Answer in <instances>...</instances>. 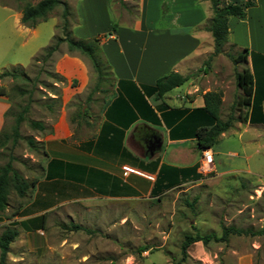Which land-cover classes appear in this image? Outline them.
I'll use <instances>...</instances> for the list:
<instances>
[{"label":"rangeland","instance_id":"obj_1","mask_svg":"<svg viewBox=\"0 0 264 264\" xmlns=\"http://www.w3.org/2000/svg\"><path fill=\"white\" fill-rule=\"evenodd\" d=\"M37 1L0 0V73L13 70L17 74L15 78L0 77V89L4 92L1 96L7 97L5 100L0 97V103L8 104L3 126L9 136L6 144L0 146V165L11 158L12 166L28 182L36 180L23 197L10 190L8 205L0 213V234L6 227L17 231L9 243L5 264H199V258L212 260V264H264L263 234H229L226 241L210 239L207 243L198 240L186 248L184 257L180 248L184 236L195 232L219 237L222 228L227 226L254 232L264 230V130L261 126H252L245 134L252 140L244 150L235 136L213 146L217 170L202 174L199 178L204 183L184 182L158 198H105L75 187L64 194L59 184L40 182L45 172V156L43 142L38 140L49 133L61 112L67 115L77 133L81 123L75 115L77 108L83 102L93 101V89L99 82L89 60L78 52H69L65 43H60L56 51L45 57V47L62 35V6H56L35 27L22 25L20 8L27 2ZM62 1L67 3L69 30L75 38L78 34L92 35L87 40L98 37V33L103 35L100 31L110 15H114L108 6L104 9L91 5L85 14L89 22H99V26L81 32L73 29L77 0ZM114 5L120 21L137 17L135 0L124 3L114 0ZM226 51L234 55L241 53L225 47L214 67L207 66L205 72H221L225 81L235 84V71L247 66L241 61L232 63ZM64 54L77 56L84 62L88 83L63 106V88L77 85L76 79L68 82L54 71L55 61ZM98 54L101 55L100 51ZM68 73L82 77L72 67ZM231 97L230 91L225 93L221 118L229 112ZM24 106L27 109L23 112ZM20 112L23 115L18 128L20 137L13 141L11 127ZM30 120L42 122L44 129L33 128ZM27 138L36 144L30 145ZM222 147H230L235 152H221ZM219 171L227 172L217 174ZM72 225L80 228L72 229Z\"/></svg>","mask_w":264,"mask_h":264},{"label":"crops","instance_id":"obj_2","mask_svg":"<svg viewBox=\"0 0 264 264\" xmlns=\"http://www.w3.org/2000/svg\"><path fill=\"white\" fill-rule=\"evenodd\" d=\"M121 1L124 3L126 0ZM223 1L251 2L245 9L244 17H229L227 41L222 47V52L225 47L247 52L243 64L253 76V85L252 96L246 106L235 105L242 95L235 80V84L231 80L225 81L224 74L215 70L216 74L205 72L204 61L213 50L212 36L204 28L212 14L209 0H135L137 17L130 21L118 19L114 0H77L74 6L75 30L83 32L88 27L99 26V22L92 23L87 19V8L93 4L104 9L108 6V10L114 13L100 31L103 35L98 33L96 37L99 57L107 67V74L94 87L93 101L78 106L75 115L81 123L77 133L71 128L67 115L61 112L49 133L38 140L43 142L45 156V172L40 182L59 184L64 194L75 187L98 197L114 199L137 196L158 198L184 182H194L193 185L204 183L205 180L199 178L202 175L198 169L200 151L194 137L171 138L169 125L163 120L154 124L143 118L132 119L136 110L134 106L145 110L134 87L143 92L144 87L153 85L157 78L169 72L187 75V79L167 91L162 99L145 95L156 114L159 116L166 105L188 109L201 107L202 95L208 91L222 93V105L225 93L230 91L229 110L234 106V118L230 127L219 135L217 143L235 136L244 150L252 140L245 137L249 129L261 126L264 130V0ZM103 32L107 35L104 36ZM91 36L78 34L77 38L87 40ZM219 54L210 60L211 67L217 63ZM70 67L80 71L82 77H72L68 73ZM54 69L68 82L72 78L77 80L75 87L67 85L63 88L61 99L64 106L73 94L82 92L86 87L87 67L77 56L64 54L55 61ZM125 92L134 97V104L131 101H115L119 93ZM7 107V103H0V129L4 125L3 114ZM176 123L178 120L171 126ZM114 128L121 129V134L114 132ZM150 136L159 138V148L151 150L147 143ZM213 146L210 148L212 161L216 153ZM227 149L222 147L221 152L232 151L230 147ZM53 160L61 162L54 163V170L51 168ZM123 166H129L134 171L124 174ZM73 167L76 173H73ZM181 169L190 170L183 174ZM213 169L217 170L214 162Z\"/></svg>","mask_w":264,"mask_h":264},{"label":"trees","instance_id":"obj_3","mask_svg":"<svg viewBox=\"0 0 264 264\" xmlns=\"http://www.w3.org/2000/svg\"><path fill=\"white\" fill-rule=\"evenodd\" d=\"M211 8V17L205 22L204 28L210 32L213 40V50L204 61V66L209 65L213 56L222 52V47L227 41L228 26L227 21L229 17L242 18L245 16L246 7L251 5V2L246 1L244 3L237 2H225L223 0H209ZM58 5L62 6V24H61V36H58L54 43L45 47V57H49L60 43H65L69 52H78L84 55L91 63L93 70L96 74L97 82H99L102 76L106 75L104 70L107 67L99 57L98 39L85 40L81 38H75L72 36V32L69 30V12L67 3L62 0H39L35 4L25 3L21 8L20 23L26 27H35L37 23L47 18L49 13ZM115 25V24H114ZM226 56L233 62L246 61L247 52L244 50L236 55L226 52ZM10 76L11 78L17 77L16 72L4 71L0 73V77ZM187 79V75L183 76L176 72H169L159 78H157L153 85L144 87L143 92L138 87H134V90L141 100L145 110L140 109L138 106L133 111L132 119L143 118L150 120L154 124H159L163 120L169 125V135L171 138L177 136L191 135L195 138L197 149L200 151L204 148H211L218 141L219 135L228 129L234 118L233 107L224 118L220 117V106L222 103L221 93L219 91H208L202 95L203 105L192 109L188 108H173L166 105L165 109L160 110L159 116L151 107L150 103L146 100L145 95H153L155 99H162L164 94L172 88L181 85ZM235 81L237 86L240 87L242 95L239 100L236 101V106L249 105L250 98L252 96L253 76L248 68H243L241 72H235ZM98 86V85H97ZM129 92L124 94H118L115 101H124L128 103L131 101L135 103L134 97ZM0 95H4L2 89H0ZM262 97V96H261ZM27 107H23V112ZM148 113L146 115L145 112ZM23 119L22 112L18 113L14 117V122L11 127L10 138L15 141L20 137L18 128ZM180 119V120H179ZM178 120L175 126H171L172 123ZM29 124L36 129L43 130L44 125L40 121L30 120ZM189 126V128H188ZM114 132H120L121 129L114 128ZM9 136L4 128L0 131V146H4ZM27 142L34 146L36 141L27 138ZM61 163L53 160L54 163ZM75 167V164H72ZM72 168L73 173L75 168ZM49 168H47L48 170ZM192 169V168H190ZM190 169H181L180 171L185 174ZM76 173V172H75ZM36 180L30 182L23 177L19 171H17L11 163V158L8 159L3 165H0V213L4 211L8 205V195L10 190H13L17 196L23 197L27 191L34 186ZM80 226L72 225V229H78ZM263 234L264 230L260 229L256 232L252 230H244L235 228L233 226H227L222 228L221 236L217 237L215 234L201 235L195 232L193 235H185L180 244L183 257L186 255V248L193 242L201 240L207 243L210 239L215 241H226L229 234ZM17 231L12 227H6L0 234V264H5L6 255L9 248V243L16 237ZM178 264V263H176Z\"/></svg>","mask_w":264,"mask_h":264},{"label":"built area","instance_id":"obj_4","mask_svg":"<svg viewBox=\"0 0 264 264\" xmlns=\"http://www.w3.org/2000/svg\"><path fill=\"white\" fill-rule=\"evenodd\" d=\"M198 169L202 174H206L213 170L212 151L210 148L200 150V163ZM122 170L124 174L134 171V169L129 166H123ZM199 261V264H212V260L199 258Z\"/></svg>","mask_w":264,"mask_h":264},{"label":"water","instance_id":"obj_5","mask_svg":"<svg viewBox=\"0 0 264 264\" xmlns=\"http://www.w3.org/2000/svg\"><path fill=\"white\" fill-rule=\"evenodd\" d=\"M150 143H151V150H153L154 148H159L160 140L158 137L153 136L152 139L150 140Z\"/></svg>","mask_w":264,"mask_h":264},{"label":"flooded vegetation","instance_id":"obj_6","mask_svg":"<svg viewBox=\"0 0 264 264\" xmlns=\"http://www.w3.org/2000/svg\"><path fill=\"white\" fill-rule=\"evenodd\" d=\"M152 139V136H150V138L147 139V143L149 144V146H151L150 140Z\"/></svg>","mask_w":264,"mask_h":264}]
</instances>
